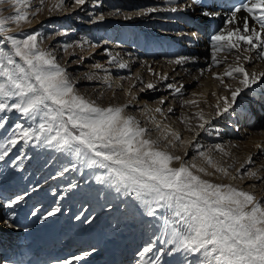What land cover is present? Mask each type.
<instances>
[{"label":"snow or ice","instance_id":"obj_1","mask_svg":"<svg viewBox=\"0 0 264 264\" xmlns=\"http://www.w3.org/2000/svg\"><path fill=\"white\" fill-rule=\"evenodd\" d=\"M165 2L169 5L166 9L148 7L135 14L142 16L162 10L172 13L191 10L195 15L196 9L192 6L201 5V0H191V3L187 0ZM6 3L14 6L15 14L4 16L0 11V130L6 129L8 114L13 112L28 123L26 126L18 120L6 130L0 139V161H4L21 142L23 145L34 143L70 154L87 169L101 170L94 177L96 183L123 192L138 204L143 215L157 221L154 227L158 233H154V238L138 253L141 257L138 264H162L165 248L161 246L157 249V241L161 245L171 246L168 254H184L185 264H264V201L232 183H217L206 178L220 173L225 178L236 180L238 177L229 171L231 166L225 167L214 160L209 154L211 149L208 152L199 151L203 165L194 160L185 161L181 155L175 154L171 149H176L177 143L185 149L186 155L187 147L193 142L158 122L154 115L148 117L153 126L149 128L129 114L127 109L136 99L132 92L135 85H131L127 92L132 100L124 104L104 106L80 94L67 68L57 61L55 52L42 46L41 31L17 38L6 27L10 21L17 25L21 22L31 23L27 11L32 7L30 0H0V5ZM73 3L80 7L89 0H73ZM65 7L66 0H52L50 5L47 0H39V6L35 7L31 16L35 17L45 9L50 14L64 11ZM241 12L246 15H238ZM200 14L203 18L221 15L213 5L207 4L201 5ZM129 18L125 16V19ZM104 19V15L100 14L93 22ZM226 24L230 27L221 28L210 37L211 63L216 67L225 65L222 73L215 74L222 84L225 78H229L238 81L240 86H227L230 97H220L223 104L216 105L217 115L229 113L242 93L264 79V71L249 72L244 63L252 61V53L264 61V0H247L234 6L227 15ZM85 43L89 42L65 44L62 51L68 53L73 47L83 50ZM108 55L111 57L108 61L110 65L114 64L120 69L129 67L117 55L111 52ZM229 56L232 57L231 62ZM82 59L77 57L78 61ZM189 60V57L180 56L170 63L182 66ZM94 68L104 71L106 75L100 77L95 73H86L84 78L102 79L107 88L112 89L108 68L100 63H96ZM208 70L211 71V68ZM167 79V75L160 76V80ZM167 87L181 93L183 85L176 87L167 84ZM145 88L155 90L156 84L148 82ZM164 103L161 99L160 104ZM183 104L195 105L197 102L184 100ZM173 111L171 107L168 108V112ZM145 113L163 115V109H145ZM196 116L201 121L198 128L207 131L205 126L209 121L203 112L196 113ZM189 119L184 117L183 122L187 124ZM189 130L193 129L189 127ZM153 132L157 133L155 137ZM196 147L198 149L200 146ZM214 148L228 155L222 145L217 144ZM26 158L25 155H17L12 167L22 164ZM209 168L213 171H209ZM67 171L69 169L65 167L58 175L63 176ZM247 175L257 178L258 174L249 171ZM239 178L243 179V176ZM63 198L60 196V199ZM24 199V195H18L7 200L6 206L12 208ZM59 212L60 207L57 206L48 211L43 219ZM76 219L79 220L80 216ZM85 222L92 221L86 219ZM14 227L13 216L0 218V231ZM154 249L155 254L148 256ZM90 254L84 252L58 264H76Z\"/></svg>","mask_w":264,"mask_h":264},{"label":"rangeland","instance_id":"obj_2","mask_svg":"<svg viewBox=\"0 0 264 264\" xmlns=\"http://www.w3.org/2000/svg\"><path fill=\"white\" fill-rule=\"evenodd\" d=\"M103 1L104 0H89V3L85 4L84 6L78 7L74 5L73 0H70V2L69 1L66 2V7L64 11H57L55 13L50 14L47 11V9H45L42 13L33 17L31 16V13L35 10V7L39 6V0H30L32 7L28 8L27 11H29L30 13L29 19L31 20V23L21 22L20 25H17L14 22L10 21L6 25V27L11 29L10 34L17 36V38H23L24 35L34 33L35 31H41L43 33L42 46L44 48L51 49L55 52L57 61L62 66L67 68L69 74L75 80L76 88L78 89L80 94L92 100H96V98L98 97L95 96L96 92L95 94H92V91L90 90L89 92L88 90L91 89V87H93L92 84L90 85L91 82L89 84L83 82L85 79L84 78L85 74L86 73L91 74V70L88 67H90V65L94 66L96 63H100L105 67L109 66L110 64L108 63V61L110 60V56L108 55V53L112 52L113 50H117V53L120 54V57L122 59L123 58L126 59L125 62L127 64L129 63L130 60V57L126 58L124 57V55L121 56L122 52L120 53L121 50L120 48L117 49L114 48L116 47L117 40L115 41L113 40L116 37V35H118V33H116L118 29H114V30L107 29L108 26L105 25V20L111 22L113 18L105 17V19L102 22L97 21L93 23V20H95V18L98 15H100V13L97 10L98 7H100L98 3ZM108 1H109L108 5L110 3H113V5L115 6L119 5L120 2H123V0H108ZM124 1H128V0H124ZM131 1H136L137 4H135L134 7H128V8H124L120 6L118 7L119 10L123 9L126 14H135L141 9L152 7L150 5H145L143 6V8H141L140 0H131ZM47 2L50 5L52 0H47ZM100 5L102 6V4ZM0 11L3 12L4 16L15 14V8L11 3L0 5ZM155 13L146 14L142 16L136 15L135 24H137V26H141V28L139 29L145 30L144 32L147 31L146 32L147 34H150L148 32L150 30H153L152 33H154L157 30V25H155V23H152L154 22L153 18L155 16ZM203 21L206 20L203 19ZM92 23L94 26L96 25V27H100L97 30V33L101 34V40L99 42L92 41V37L94 36V31H90L91 30L90 26H88V24H92ZM175 25H178V23ZM142 27H145V29H142ZM64 32H66L67 35H61V33ZM119 39L122 38L119 37ZM84 41H88L89 43L84 44L83 50H81L78 47H73L69 49L68 53H64L62 51V46L65 44L76 45L79 43H83ZM142 41H143L142 38H140L141 43ZM106 44H108V47H105ZM144 45L145 44H143V46ZM107 50H109L108 53L106 52ZM148 51L151 52L152 50L148 49ZM73 53H75V55H73ZM77 57H83V59L78 61ZM175 59L176 58H171L167 60L173 61ZM151 60L152 62L154 61V59ZM190 60L188 63L184 64L186 68L189 66L191 67L192 60L191 61ZM142 66L139 67V65L137 66L133 65L128 68V71L130 72L131 75H134L136 72V67H139V70L136 72L137 74L136 77H139L142 70ZM251 66H253V64H251ZM153 69H155L157 75H162L164 73L163 68L158 67V64L155 63V61L153 62ZM214 70L217 69L214 68ZM77 73H81L83 75L81 76L82 79H80V77L76 75ZM188 74H190V72L188 73V71H183L181 75L188 78L189 77L187 76ZM166 75L168 76V73ZM147 77H148L147 74H145L144 77L142 78L145 83L148 82ZM79 79L81 80L82 83L80 82ZM178 82H180V79L178 80ZM171 83L172 80L167 82V84H171ZM134 85L136 86V81L134 82ZM142 85L139 84L135 88H137V90H140ZM181 85L183 84H180V86ZM200 85L202 86V84ZM221 85L228 90L227 87L228 84L221 83ZM221 85L218 84V88L215 87L216 91L213 88V90L216 92L214 93L215 100L219 103L222 102V100L219 97V92H220L219 87L221 88ZM197 86H199V83L193 84V86L183 85L182 88L187 90L184 95L182 93H178V95L179 96L183 95L182 98L184 97L190 99L195 94V90ZM165 88L166 86L161 90L160 93L157 94V96L154 99H151L149 101L147 100L146 96H143L142 102L144 103L146 101L149 104H155L156 102L158 103L161 99H163L165 103L161 104V107L165 109L171 105L170 107L173 109L175 103L174 102L171 103L170 101V98L172 97L171 96L172 91L167 92ZM210 91L211 90H208L207 92L208 95ZM226 95L228 96V94ZM247 95H252V94H247ZM239 99L240 98H238V100ZM97 102L98 103L100 102L101 105H104L103 103H101V101H99V98L97 99ZM133 112L134 111H131V113ZM182 112L187 113L188 111L182 110ZM208 113L210 114V111ZM260 115L258 116V121L259 123L261 122L264 123V120L261 121V119L264 118L263 117L261 118ZM246 117L247 119H249L247 115ZM237 118H239V116ZM18 120L21 123H25V125L27 126V122H22L21 118L18 115V118L15 121L9 122L8 128L14 125V123L17 122ZM226 124L227 123H224L223 125ZM242 126L244 125L238 127L239 132H242V130L240 129ZM228 130L229 132L230 131L233 132V130L223 128L224 132ZM247 133L248 132H246L245 135L246 138L240 140L242 143L248 142L246 140L249 137ZM2 137L4 136H1L0 139H2ZM251 141L254 142V140ZM20 145L21 143L18 144V146ZM43 148L44 145H41V147L39 148H35L33 153L30 154L31 160L27 161L25 166L23 167H20L18 165L20 168L18 166L15 167L16 169L12 167V161L14 159H10V157L12 158L13 155H9L8 157L5 158L6 161L7 160L9 161V162L7 161L8 164L5 160L0 161L1 163L0 164L1 167L0 218L13 216L14 223L16 225V227L14 228L11 229L4 228L2 231H0V264H26V262L30 257L29 253L32 250L30 247H33L34 245H37L39 243L43 244L41 242V239L44 237V234H46V232L48 233L57 232L59 235L60 231H61L60 232L61 244L59 243V245L55 247L59 251L58 255H60V257H63L64 255H66V252H69V256L67 257L68 259L73 255L74 256L82 255L84 252L91 253L85 259L76 262V264H81L93 258L94 256L92 254L96 255V253L99 254L102 253L98 251L94 252V250L96 249L103 251L105 247H107V245H109L110 243L114 244L115 247L118 246L121 242L124 241V239H122V235H123L122 232L126 231V229L127 230L133 229L134 231L137 227L140 226L142 222H140V219L138 220V214L139 216H141L142 210L141 209L139 210L138 204L136 205L138 212L132 213L131 211L132 204L125 203L130 197L127 198L125 197L122 200H120L118 203L113 202V200H110V195L112 192L111 186L103 185L104 186L103 187L102 184L96 183L94 179L95 175L99 174V170L85 169L80 174L79 173L80 164L78 161L74 162L73 161L74 157H72L70 154L58 152L48 147H46L44 150ZM10 153H13V151H11ZM191 159L192 156L188 157L187 161H191ZM218 162L221 163L222 165L226 164L224 160H219ZM65 167H67L69 171L65 172L63 176H59L58 173L62 171ZM16 178L19 180L17 181ZM16 181L18 184L14 183ZM242 183H241L242 187L248 188V186L249 187L251 186V184H246L247 183L246 181ZM72 185H75V187H72ZM33 188H36L37 190L33 191L32 190ZM258 189H255L251 192L254 193L255 196H257ZM248 191L250 192V188H248ZM18 195H24L25 199L18 205H14L12 208H8L6 206V201L15 198ZM65 195L66 198L60 199V196L64 197ZM262 198H264V192L259 196L258 199L262 201ZM31 199L32 201H30ZM104 200L106 202H104ZM57 206L60 207L59 213H57L55 216L49 217L46 220L43 219V217L47 214L48 211L52 210ZM33 212H35L36 214L33 215L32 214ZM78 215L80 216L79 220L76 219ZM86 219H91L92 222L86 223L85 222ZM144 219H145V225L142 224L143 227L141 228L140 231L137 232L138 235L131 241V243L129 242L130 244L127 246L129 248L133 247V245H135L134 247H137V250L134 251L135 253L132 252V255H134L135 257L133 258V256L131 255L133 259L132 260L130 259L131 256H129V260L127 264H138V261L141 259V257L139 258V255L138 256L136 255L142 250L144 246H146L150 242V240L154 238V233H158V229L154 227L157 221L154 220L153 218L152 221L148 222L150 220V217H146ZM143 220L141 219V221ZM138 222L139 225H137ZM96 233H101V236H99ZM120 233L122 234L119 235ZM133 234H135V232ZM144 238H146V240ZM119 239L123 241H119ZM146 241L147 244L145 245ZM66 243H68V245H66ZM87 243L90 244L89 246L86 247V245H88ZM97 243L99 248H92L93 244H97ZM161 246H159V241H158L157 249L160 248ZM119 248L120 247L118 246L117 249ZM14 249L22 253L21 254H19L20 252L12 253ZM121 250H123V247H121ZM155 252L156 250L154 249V252L148 254V256H153ZM49 254L50 251L45 250L40 254V257H44V256L47 257ZM121 254L122 256L120 258L124 257V253H119V256ZM8 255H11V258H8ZM101 258L102 256L100 257V259ZM120 258L119 260L117 259L116 262L117 264L119 263V261L124 262L123 261L124 259L120 260ZM144 258H148V257H144ZM19 259H22L21 262H18ZM162 259L163 258H161V260ZM13 260H15L16 262H13ZM52 260L53 259L49 257L47 262L46 263L44 262L43 264H50ZM104 260H106V258L101 259L100 262ZM106 261L105 264L107 263ZM169 261L172 264H185L184 254L180 253V255L177 256L171 254L169 255ZM31 262H36V261L31 260Z\"/></svg>","mask_w":264,"mask_h":264},{"label":"bare ground","instance_id":"obj_3","mask_svg":"<svg viewBox=\"0 0 264 264\" xmlns=\"http://www.w3.org/2000/svg\"><path fill=\"white\" fill-rule=\"evenodd\" d=\"M68 1L70 2V0H66V2H68ZM108 2H109L108 0H104L103 2H99L98 4L100 7H98L97 10L100 14H103L104 17H112L113 18V20L110 23H108V25L110 27L119 26L121 23H127V24H131L133 26H137V24H135L136 14H126L123 9L119 10V8H118L120 6L124 7V8L134 7L135 4H137L136 1H131V0L124 1L123 0V2H120L119 5H117V6L113 5V3H110L108 5ZM100 4H102V6ZM100 8H102V9H100ZM163 8H167V7H163ZM163 8H161V9H163ZM173 15H174V13L170 12V17H172ZM190 15H193V14H190ZM125 16H129L130 18L125 19ZM181 16L183 18H185V15H181ZM210 19H219V18L213 17ZM105 21H107V20H105ZM93 23L88 24V26H90V29H92L91 31H94V37L92 38V41L99 42L101 35L99 33H97V30L100 27H96V25L94 26ZM176 24H177V22H176ZM105 25L108 26L107 24H105ZM142 29H145V27H142ZM146 32L144 33V36L141 35L140 38H142V40L145 43H149L148 34ZM119 37H121L122 40L120 41V39H119L117 45H124L127 41L130 42V40H125L128 37L127 33H125V32ZM1 39H2V37H1ZM133 43H134V40L132 39V41L130 42V45L133 46L134 45ZM138 45L139 46L134 48V51H136V52H139L141 50V46H143V44L140 41H138ZM203 46H207L206 40L203 41ZM105 47H108V44H106ZM144 47H145V45H144ZM120 48H124V47H120ZM126 50H127V52L120 51V53L122 52L121 56L124 55V57H126V58L130 57V60L128 63L129 67H131L133 65H136V66L139 65V67H140L143 65L140 76L136 77V75H137L136 72L139 70V67H136L135 74L131 75L130 72L128 71L129 67L126 69H120V68L116 67L114 64L106 66V68H108V70H109L108 74H110L111 80L113 83L112 89H108L107 85H105L103 83L102 79H94V80H88V81L86 79H84V81H83L84 83L86 82L88 84L91 82L90 85L92 84L93 87H91V89H88V90H89V92L91 90L92 94H95V92H96L95 96H98L96 98V100L99 98V101H101V103H103L104 106H107L108 104H124V103H127L129 100H132V97H130L127 94L129 87L131 85H134L135 81H136V86L139 84L142 85L144 82L142 78L144 77L145 74H147L148 82H152V83L156 84V88H155V90L146 89L145 85L148 82H146V83L144 82V84L141 87V88H145L144 91L137 90V88H132L133 95L136 97V99L132 100L131 105L127 109L128 113L129 112L131 113V111H134L133 113H131V115L134 114L133 116H135L137 119H139L142 124H146L149 128H152L153 126L149 122L148 117H149V115H154L158 122H161L164 125H168L172 130L179 132L183 139L191 140L193 143L191 146L187 147V154L186 155H185V149L182 146H180L179 143H177L176 149H171L172 151H174L175 154L181 155L185 161H187L188 157L192 156L191 161L194 160L197 164L203 165V163H204L203 160H201L199 158V151L208 152L209 149H211L212 151L209 154L213 157V159L216 161L224 160L226 163L224 166L225 167L231 166V167H229V171L232 173V175H236L238 178L236 180H231L230 178L223 177L220 173H216L214 176L206 177V178L211 179L217 183H232V184L236 185L237 187H239L245 191H248V188H250V192L255 190V189L260 188L257 190L258 194L256 197L258 199L259 196L264 192V147H262V148L257 147V145L264 146V143H263L264 142V123H259V121L257 122L255 120L253 122L251 120V118L254 115V113L252 114V116L249 119H247L246 115H244L246 113L245 111L247 109L245 110L243 108L244 107L250 108V111H252V104L247 99V97H248L247 94H252L254 99L258 98V101L261 100V103H263V101H264V79H261V81L257 85H254L251 89H248L244 93H242L241 96L239 97L240 99L236 103V106H233V108L230 110L229 113H225L223 115H217L218 110L216 108V105L219 102H217L215 100L214 93H216L215 92L216 88H218V84L221 85V82L215 78V74L223 72L224 67H225L224 64H221L217 70H214L213 68H211V71H209L208 69L210 66H208L205 69L201 68V69H203V74H201V69H193L190 66L187 67L186 69H184L185 65L181 66V65H176L174 63H170V61H172V60L165 59L167 57L165 54H163L161 56L162 58L156 59V58H154V55L152 56V54L147 49L146 51L148 53L146 55L144 53L145 51H143L140 54L141 59H142V60H140L139 56L136 59L134 57V55L132 53H130V47L129 46H126ZM131 50L133 51V48ZM108 51L109 50H107L106 52L108 53ZM154 51H155L154 54L156 55L157 50H154ZM111 53H112V55H117L118 59L120 61H122V62L126 61L125 58L122 59L120 57V54L117 53V50H113ZM252 56H253L252 61H245L244 62L247 70L249 72H256V73L264 71V61L260 60L257 57L256 53H252ZM110 59H111V57H110ZM151 59H154V61L157 60V61H155V63L158 64V67L163 68L164 73L162 75H166L168 73V76H167L168 79L167 80H160L161 75L156 74L155 69H153V62L154 61L152 62ZM191 60H190L191 62H195L194 58H191ZM231 60H232V58L229 59V62H231ZM251 64H253V66H251ZM88 68L91 70V74L95 73V74L99 75L100 77H103L106 75V73L102 70L96 71V69L94 68L93 65H90V67H88ZM149 69H151V71ZM183 71H188V73L190 72V74L187 75V76H189L188 78L181 75L183 73ZM153 72L155 73V75L153 74ZM76 75H78L80 77V79H82L81 76H83V75L81 73H77ZM179 79H180V82H178ZM170 80H172L171 84H174L175 86L177 84L176 87H179L180 84H183L185 86H193V84H197V83H199V86H197V88L195 90V94L193 93L194 95L190 99L189 98L187 99L184 97L182 98V96L185 94L187 89L182 88L181 93L183 95L179 96L178 93H175L174 89H169L167 87V82H169ZM80 82H81V80H80ZM200 84H202V86ZM224 84H228L232 87H239L240 86L238 81L232 80L229 78H225ZM117 85H122V87H118ZM165 86H166L165 89L167 92L172 91V94H171L172 97L170 98V101H171V103H173V102L175 103V105L173 107V110H174L173 112L167 111L171 105L164 109L161 107L160 101L158 103L156 102L155 104H149L146 101L144 103L142 102L143 96H146L148 101L151 99H154L157 96V94L160 93L161 90ZM213 88L215 89V91L213 90ZM219 89L221 92V93L219 92V97L227 96L226 94H228V96L230 97L229 90L224 88L222 85H221V88L219 87ZM208 90H211L209 95L207 94ZM101 93H103L102 96L100 95ZM121 97H122V99H121ZM184 100H194L197 102V104L185 105V104H183ZM242 101H243V103H242ZM256 101H257V99H256ZM220 104L222 105L223 101L220 102ZM156 107H161L163 109V115H160L159 113H147V114L145 113V109H154ZM182 110H186L188 112L183 113L184 111L182 112ZM209 111H210V114L208 113ZM198 112H203L205 119L209 121V123L205 126L207 131L200 130L198 128V124L201 122V121H199V119L196 116V113H198ZM135 114H137V115H135ZM260 114H258V115H260L261 118L262 117L264 118V106H263V104L261 105V108H260ZM8 116H9L10 121L8 120L5 130H0V137L4 136L6 134V130L9 126V122H13L18 118V114H16L15 112L8 114ZM175 116H178V117H175ZM238 116H239V118H237ZM184 117L190 118L187 124L183 122ZM239 120L240 121L242 120V122L239 123ZM22 122H27V121L22 120ZM224 123H227V124L223 125ZM241 125H244V126H242L240 128L242 130V132H239V128H237V127H240ZM189 127H191V129H193V130L190 131ZM223 128L233 130V132H231V131L229 132V130L224 132ZM252 130H253V132H252ZM246 132H248L247 134L249 135L248 139H246L248 142L242 143L240 140L243 138H246L245 137ZM155 135H157V133L153 132L154 137H155ZM251 140H254V142H252ZM217 144L222 145L224 147V151L226 153H228V155H224L223 153L216 150L214 148V146ZM196 145H199L200 147L197 149ZM17 146L12 149L13 153H9V155H13L12 158L10 157V159H15V157L17 155H25L27 157L26 159L23 160L24 162H22V164L19 165L20 167L25 166L26 162L31 160L30 154L33 153L35 148L41 147V145L36 146L34 143L29 144V145H23L22 142H21L20 146H18V147ZM45 148L46 147L44 146L43 150ZM68 156H70V155H68ZM250 157H251V159H250ZM73 161L74 162L76 161L75 158H73ZM249 161H251V162L249 163ZM8 162H7V164H8ZM241 166H243V167H241ZM10 167H8V168H10ZM0 169H1V167H0ZM85 169H87V168H85L83 165L80 164V166H79L80 172L79 173L81 174ZM10 170H8V171H10ZM237 170H239V171H237ZM100 171L101 170H99V173H100ZM209 171H213V170L209 168ZM249 171L257 172V174H258L257 178H249L247 175V173ZM89 174H90V172H89ZM95 174H97V173H95ZM240 176H243V179L239 178ZM18 180L19 179H17V181ZM17 181L14 183H17ZM244 181L247 182L246 184H251V186L250 187L248 186V188L242 187L241 183ZM259 183H261V184H259ZM14 185H16V184H14ZM261 188H263V189H261ZM111 191L112 192L110 195V200H113V202L118 203L123 198H125V197L127 198V196H125L123 194V192H117L115 190V188H113L112 186H111ZM64 198H66V195L64 196ZM262 201H264V198H262ZM125 203L126 204H132V206H131L132 213L138 212L137 206H136L137 203L135 201H133V199L129 198ZM115 205H117V204H115ZM39 210H41V209H39ZM139 210H140V208H139ZM138 219H139V214H138ZM143 219L144 218H142V220ZM140 222H142L141 218H140ZM137 225H139V222ZM132 231H133V229L128 230L126 232H122L123 233L122 239H124V241L121 240L123 242H121L118 245L120 247H123V250L121 252L126 251L127 245H129V242L132 241L138 235V233L131 235L130 232H132ZM56 233L57 232H49V233L46 232V234H44V237L41 239V242L43 244H40V245L42 246L45 243L48 244L47 241L50 239L49 236H52V235L53 236L50 240L54 241ZM122 233H120L119 235H121ZM159 246H161L160 242H159ZM162 246L165 248V255L161 257V258H163L162 264H172L169 261V255H171V254H168V249L171 248V246L166 245V244L162 245ZM30 248L32 250L29 254H34L33 248L32 247H30ZM120 250H121V248H120ZM135 250H137L136 247L134 249L132 247L131 252H128V253L126 252L127 254L124 256H129ZM109 252H111V251H109ZM96 254H99V253H96ZM173 254L176 256L180 255V253H172V255ZM117 256H119V255H117ZM117 259L119 260V257L116 258L112 254L110 256V258L108 259L106 264H117L116 263ZM105 261L106 260H104L102 262H98V263L95 262V263L96 264H102ZM30 263L31 264H38L36 262H30ZM89 263H90V261H87V262H84L81 264H89ZM52 264H55V263H52Z\"/></svg>","mask_w":264,"mask_h":264}]
</instances>
